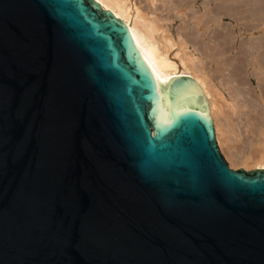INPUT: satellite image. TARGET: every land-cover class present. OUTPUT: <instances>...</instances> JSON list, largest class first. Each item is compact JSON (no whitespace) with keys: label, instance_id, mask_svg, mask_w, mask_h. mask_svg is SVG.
Returning <instances> with one entry per match:
<instances>
[{"label":"water","instance_id":"95a60500","mask_svg":"<svg viewBox=\"0 0 264 264\" xmlns=\"http://www.w3.org/2000/svg\"><path fill=\"white\" fill-rule=\"evenodd\" d=\"M193 82L95 0H0V264H264V168Z\"/></svg>","mask_w":264,"mask_h":264},{"label":"bare ground","instance_id":"6f19581e","mask_svg":"<svg viewBox=\"0 0 264 264\" xmlns=\"http://www.w3.org/2000/svg\"><path fill=\"white\" fill-rule=\"evenodd\" d=\"M95 1L126 25L158 87L180 75L200 87L231 167L264 168V0H202L200 12L198 0Z\"/></svg>","mask_w":264,"mask_h":264},{"label":"rangeland","instance_id":"374dc122","mask_svg":"<svg viewBox=\"0 0 264 264\" xmlns=\"http://www.w3.org/2000/svg\"><path fill=\"white\" fill-rule=\"evenodd\" d=\"M133 2L134 1H141L143 4H144V0H132ZM201 2H202V0H198V2H197V4H196V7H197V9L199 10V12L200 11H202V8H201ZM171 14L173 13V12H170ZM186 13H188V15L190 14V11H188V12H186ZM184 17V16H183ZM185 19L187 18V16H185L184 17ZM178 18H174L173 20H171L168 24H169V26H170V30L171 31H173L174 32V29H175V27H176V25L178 24ZM222 22L223 23H225V24H230V23H232V20L230 19V18H227V17H224L223 19H222ZM191 48V47H190ZM171 54H173L175 51H176V47H173L171 50ZM251 83H252V85H254V81L253 80H251ZM226 95V94H225ZM218 145V144H217ZM219 147V146H218ZM219 150H220V148H219ZM220 152H221V150H220ZM221 154L223 155V153L221 152ZM223 157H224V155H223ZM225 158V157H224ZM225 160H226V158H225ZM227 161V160H226ZM227 163H228V165H229V162L227 161ZM230 166V165H229ZM231 167V166H230ZM231 168H233V169H237V168H244V169H246V170H250V169H253V168H256V166H254V165H251V166H249V167H231Z\"/></svg>","mask_w":264,"mask_h":264}]
</instances>
